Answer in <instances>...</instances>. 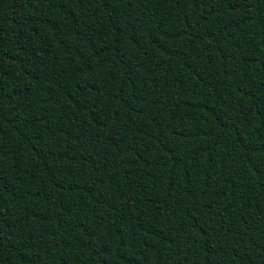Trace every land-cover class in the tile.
Wrapping results in <instances>:
<instances>
[{
    "label": "trees",
    "instance_id": "trees-1",
    "mask_svg": "<svg viewBox=\"0 0 264 264\" xmlns=\"http://www.w3.org/2000/svg\"><path fill=\"white\" fill-rule=\"evenodd\" d=\"M0 264H264V0H0Z\"/></svg>",
    "mask_w": 264,
    "mask_h": 264
}]
</instances>
